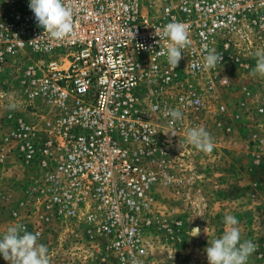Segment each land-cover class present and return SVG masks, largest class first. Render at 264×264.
Segmentation results:
<instances>
[{
	"label": "built area",
	"instance_id": "obj_1",
	"mask_svg": "<svg viewBox=\"0 0 264 264\" xmlns=\"http://www.w3.org/2000/svg\"><path fill=\"white\" fill-rule=\"evenodd\" d=\"M29 3L0 0V166L11 159L22 173L13 225L39 233L50 264H170L186 228L179 208L160 204L229 184L230 145L250 110L243 97L231 109L228 92L264 49V0H66L74 29L62 40ZM173 20L192 41L175 70L155 35ZM212 49L221 63L194 71L188 63ZM197 126L211 153L186 142Z\"/></svg>",
	"mask_w": 264,
	"mask_h": 264
},
{
	"label": "rangeland",
	"instance_id": "obj_2",
	"mask_svg": "<svg viewBox=\"0 0 264 264\" xmlns=\"http://www.w3.org/2000/svg\"><path fill=\"white\" fill-rule=\"evenodd\" d=\"M228 94L231 109L245 99L249 112L245 115L244 128L230 145V176L226 186H202L195 188V201L191 203L164 202L167 208H179L180 218L186 228L185 241L173 246L165 259L170 264H208L205 248L211 240L224 232V217L233 215L239 221L241 242L250 240L256 251L247 264H264V162L256 165L253 153L264 154V143L256 145L248 138L252 130L264 140V113L255 116L257 108H264V78L259 76H236ZM249 87V95L240 90ZM22 173L11 159L0 166V238L13 225L9 209L15 205L17 188ZM199 227V236L190 235L192 228ZM0 264H9L0 255Z\"/></svg>",
	"mask_w": 264,
	"mask_h": 264
},
{
	"label": "clouds",
	"instance_id": "obj_3",
	"mask_svg": "<svg viewBox=\"0 0 264 264\" xmlns=\"http://www.w3.org/2000/svg\"><path fill=\"white\" fill-rule=\"evenodd\" d=\"M29 8L38 26L51 38L62 40L73 32V9L66 0H30ZM155 35L159 37L158 44L161 40L167 41L166 44L159 45L157 55L165 57L169 66L175 70L183 59V50L192 43L188 25L173 20L162 29H155ZM254 56L256 64L250 74L264 78V49L255 51ZM222 59L223 55L212 49L203 56L202 61H190L188 64L194 71H208L221 63ZM167 115L172 117L173 122L182 119V113L178 109L169 110ZM185 140L204 153H211L214 149L211 134L203 126L190 128ZM238 224V219L233 215L224 217L223 234L211 240L204 250L208 264H247L257 246L250 240L241 242ZM200 232L199 227L192 228L190 235L199 236ZM38 239L39 233L29 232L23 224L11 225L0 238V255L9 264H50L49 250L46 245L39 244Z\"/></svg>",
	"mask_w": 264,
	"mask_h": 264
}]
</instances>
